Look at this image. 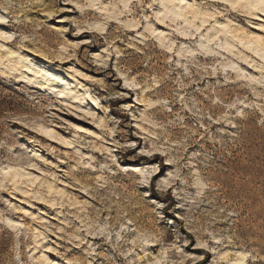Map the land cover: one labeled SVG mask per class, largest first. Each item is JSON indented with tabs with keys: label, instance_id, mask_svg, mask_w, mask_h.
<instances>
[{
	"label": "rangeland",
	"instance_id": "1",
	"mask_svg": "<svg viewBox=\"0 0 264 264\" xmlns=\"http://www.w3.org/2000/svg\"><path fill=\"white\" fill-rule=\"evenodd\" d=\"M170 1L0 0V264H264V4Z\"/></svg>",
	"mask_w": 264,
	"mask_h": 264
},
{
	"label": "bare ground",
	"instance_id": "2",
	"mask_svg": "<svg viewBox=\"0 0 264 264\" xmlns=\"http://www.w3.org/2000/svg\"><path fill=\"white\" fill-rule=\"evenodd\" d=\"M227 2H230L228 0H225ZM249 0H233L234 4H238L241 2H247ZM256 4H264V0H256ZM255 9H259V7L256 6ZM171 12H177V17L180 18V20H187L189 18L195 20L197 19V17L200 15L199 10L194 6V5H189V4H183V1H179V0H172L169 2V6L166 8V13H171ZM195 28V26L193 27ZM199 28L196 29V31H198ZM230 28L229 27H223V29H221L222 32L225 33H230V39L234 40V39H238L240 42L241 38L238 34V32L236 31H232L230 32ZM156 31H153V33ZM246 45H255L257 48L260 47L264 50V43L261 42L260 38H257L255 42H253L252 40H248L247 42H245ZM227 45V44H226ZM227 49V48H226ZM228 50H229V46H228ZM263 56V55H262ZM261 56V57H262ZM7 61L13 62V66L12 68L14 69H21L20 67H23L22 64H25L27 62V59L23 58V59H19L13 56V53H10L9 56L6 57ZM245 62H247V59L244 60ZM3 64H0V72L2 75H7V74H11V71H14V69H7V67L2 66ZM10 71V72H9ZM9 72V73H7ZM26 73L30 76L33 77L34 79L38 80V84L43 88H57V90L59 91V94L62 95V97L64 96H68V88H64L62 85L64 84L63 81L58 80L56 77H54V74L52 72V70L44 65H39V64H35V65H31L29 68H27ZM71 89V88H70ZM88 91L85 93L86 95H88ZM85 94H81L80 96H83L85 98ZM42 133H46V134H51L50 131H48L46 128H41L39 130ZM51 136V135H50ZM121 170L124 172H130L131 174L134 175H139L142 174V169L139 166L136 165H128V166H121ZM48 261V260H47ZM242 263V259L240 260ZM50 262V261H49ZM50 264H52V262H50Z\"/></svg>",
	"mask_w": 264,
	"mask_h": 264
}]
</instances>
